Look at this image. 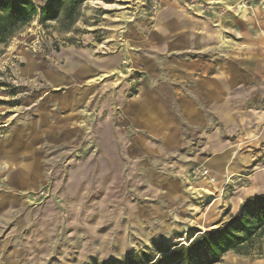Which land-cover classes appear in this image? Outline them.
I'll use <instances>...</instances> for the list:
<instances>
[{"label": "rangeland", "instance_id": "rangeland-1", "mask_svg": "<svg viewBox=\"0 0 264 264\" xmlns=\"http://www.w3.org/2000/svg\"><path fill=\"white\" fill-rule=\"evenodd\" d=\"M103 1L119 7L88 0L70 28L59 19L41 24L34 16L0 45V264H124L137 255L146 264V254L164 257L177 244L220 226L249 196L264 194V139L259 138L264 89L247 85L244 92L226 91L224 98L214 92L213 104L201 108L206 122L167 124L176 139L166 141L162 129L131 116L127 100L150 79L141 75L140 52L132 56L137 49L127 40L128 24L145 19V34L151 35L159 13H149L150 0ZM179 1L215 17V25L225 24V34L217 30L225 48L178 54L190 59L176 67L192 73L191 80L164 76L161 65L162 81L189 87L194 78L209 77L221 67L246 73L258 67L264 73V0ZM240 5L254 15V23L246 24L237 13ZM105 40L108 46L101 48ZM118 53L123 58L116 65L125 76L118 72L89 83L102 73L99 61ZM158 53L171 58L168 64L176 63L174 56ZM148 57L157 61L156 55ZM75 70L84 72L72 76ZM207 134H213L209 146ZM223 153L226 165L240 166L238 175L229 177L225 167L216 187L192 174L199 164L211 168L200 154ZM182 157L194 159V166L178 172ZM176 173L194 188L181 187L171 196L164 178ZM211 174L217 185L220 172ZM212 264H264V242L260 251H229Z\"/></svg>", "mask_w": 264, "mask_h": 264}, {"label": "crops", "instance_id": "crops-1", "mask_svg": "<svg viewBox=\"0 0 264 264\" xmlns=\"http://www.w3.org/2000/svg\"><path fill=\"white\" fill-rule=\"evenodd\" d=\"M208 1L219 3L220 0ZM221 1L226 3V5L228 2L231 3L230 5L236 2V0ZM46 2L47 1L42 4H45ZM230 5L228 6V9L231 10L232 6ZM195 9L197 10L196 13L190 10L189 7H187L182 1L165 0L164 8L159 12L158 16L153 21L150 33L151 35L145 34L147 30L145 28L148 26L145 19L128 24L130 36H128L129 38L127 37V40L131 41L134 49H137L132 52V56L138 54L137 52H140V57L137 58L139 64L143 65V68L141 69L144 71H142L141 75L144 77H150L148 85H140L138 90L133 93L132 97H127L129 105L133 110V114H131V116H135V118H138L139 121L145 125L152 124L156 129H162L164 134L162 135V138L168 142H173V140L176 139V135L174 131H170L168 129L167 124L170 126H176L185 122L195 124L206 122V120L202 119L203 112L201 111V108L213 104L214 92H220V96L224 98L226 91L230 92L238 90L239 92H244L247 85L260 90L262 88L264 89V73L263 70L258 67L248 70V73H246L247 71L245 69L239 67L227 68L226 70L225 67L215 68L209 77L207 75L205 77H201L203 79L200 80L194 78V82H190L189 87L187 84H182L181 86L168 84L166 81H162L159 78V76H163V72H161V69L159 68L163 65L164 76L167 72V75L169 76H183L187 79L190 77L191 80L192 73H185L184 70L179 72L178 67L184 66L179 62L191 61L190 59L181 60L177 57L178 54L185 53L188 50L211 49L214 51L215 48L217 49L221 45L222 51H224L225 43L223 44V39L219 35L222 32L225 34V24L220 21V26L215 25V17L212 16L210 18V16L203 15L200 13L197 6L196 8H193V10ZM239 9L240 10H237V13H242L241 15L246 24H252L255 22L254 15H250V12L246 7L240 5ZM254 12L260 14L261 9L256 7ZM119 19L120 18H117L116 20ZM37 20L39 21V16H37ZM217 30L222 31L218 33ZM158 50L163 52L165 55L168 54L174 56L172 59L176 60L177 64L175 62L168 64L167 62L171 58L167 59L168 57H166L164 59L160 56ZM144 53H148V55L146 56ZM122 54L123 53H118L116 55L106 57L102 60V63L99 61L97 68L102 71V73L99 76H94L88 79V82L96 84L98 79L104 80V78L113 75L119 76L118 74L123 72V70L118 68L116 64L123 58ZM151 55H156L157 61L154 58L148 57ZM72 58V56L67 55V62H71V60H73ZM131 61H133V59ZM160 62H162V64H160ZM255 62L258 63V61ZM168 65L170 67H168ZM176 65L178 66L176 67ZM136 67L138 68V66ZM67 71L68 70L62 73V79L67 75ZM82 72L84 71L75 70L71 74L72 76H80L82 75ZM247 77H249V79H247ZM250 78H252V85L249 83ZM193 93L200 95L201 98L199 99H201L203 103L199 102L196 95L193 98L191 95ZM170 109H172L170 115L162 116L163 113H167ZM229 116V113H225L226 119ZM226 122L228 123V120ZM163 125L165 127H163ZM258 134H261V132H258ZM259 138L264 139V134L262 133L261 137L259 135ZM206 140L208 141L207 145L209 146V143L213 141V134L210 136L207 134ZM259 153L262 154L260 151ZM187 157H182L180 162H176L179 165V169L177 170L178 172H185V170L195 162L194 159L191 162L187 159ZM201 158L207 159L205 162H207L211 167L210 169L212 173L216 171L218 174L220 172V175H217L219 182L217 185L213 186L218 187L222 179H224L225 167H227L226 174L229 177L239 174V165L225 164V153L208 156H202L200 154L198 159L201 160ZM164 181L166 182L165 187L168 192L167 194L171 196L176 195L179 190H181V187H183L184 190L194 188L193 185H189L191 182L187 185V181L178 177L177 173L175 175H167L164 178ZM204 182L207 183L206 180ZM210 186H212V184Z\"/></svg>", "mask_w": 264, "mask_h": 264}, {"label": "trees", "instance_id": "trees-1", "mask_svg": "<svg viewBox=\"0 0 264 264\" xmlns=\"http://www.w3.org/2000/svg\"><path fill=\"white\" fill-rule=\"evenodd\" d=\"M88 0H0V45L30 24L34 16L40 23L59 19L70 28L82 16V6ZM110 1V0H106ZM62 8L60 13L58 8ZM264 242V194L249 196L230 217L216 229L194 235L188 244H177L164 257H149L146 264H212L225 253L248 254L262 250ZM145 254V253H144ZM124 264H142L140 255L127 258ZM99 264V263H93Z\"/></svg>", "mask_w": 264, "mask_h": 264}, {"label": "built area", "instance_id": "built-area-1", "mask_svg": "<svg viewBox=\"0 0 264 264\" xmlns=\"http://www.w3.org/2000/svg\"><path fill=\"white\" fill-rule=\"evenodd\" d=\"M162 7H163V0H150L148 11L152 16H155L162 10ZM133 12L136 13V11ZM192 174H194L196 177H201L204 180H208L207 184L209 185L212 184L213 186L215 176H213L209 172V168L206 165L204 164L196 165L192 169Z\"/></svg>", "mask_w": 264, "mask_h": 264}, {"label": "bare ground", "instance_id": "bare-ground-1", "mask_svg": "<svg viewBox=\"0 0 264 264\" xmlns=\"http://www.w3.org/2000/svg\"><path fill=\"white\" fill-rule=\"evenodd\" d=\"M91 3L95 6H99V7H103V8H112V7H119V4L117 2L115 3H108V2H105L103 0H90ZM108 46V40H105L103 41L101 44H100V47L101 48H106ZM120 70V69H118ZM121 75H124L123 72H120ZM209 172L211 173L210 169H209ZM213 175V174H212ZM214 176V175H213ZM215 180V179H214ZM208 229H211V230H214L216 229L215 226H211L210 228Z\"/></svg>", "mask_w": 264, "mask_h": 264}]
</instances>
